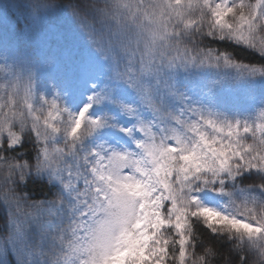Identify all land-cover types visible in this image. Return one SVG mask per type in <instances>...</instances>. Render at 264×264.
Segmentation results:
<instances>
[{
    "label": "snow or ice",
    "instance_id": "obj_1",
    "mask_svg": "<svg viewBox=\"0 0 264 264\" xmlns=\"http://www.w3.org/2000/svg\"><path fill=\"white\" fill-rule=\"evenodd\" d=\"M0 264H264V0H0Z\"/></svg>",
    "mask_w": 264,
    "mask_h": 264
}]
</instances>
